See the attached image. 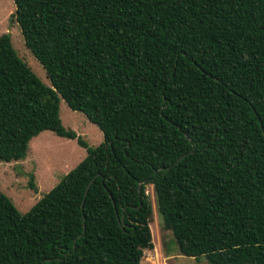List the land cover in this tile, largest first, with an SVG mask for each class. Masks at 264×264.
<instances>
[{
  "label": "trees",
  "instance_id": "16d2710c",
  "mask_svg": "<svg viewBox=\"0 0 264 264\" xmlns=\"http://www.w3.org/2000/svg\"><path fill=\"white\" fill-rule=\"evenodd\" d=\"M12 2L50 86L0 34V161L43 130L85 155L24 213L0 191V264H140L146 184L180 255L264 264V0Z\"/></svg>",
  "mask_w": 264,
  "mask_h": 264
},
{
  "label": "rangeland",
  "instance_id": "374dc122",
  "mask_svg": "<svg viewBox=\"0 0 264 264\" xmlns=\"http://www.w3.org/2000/svg\"><path fill=\"white\" fill-rule=\"evenodd\" d=\"M13 12L12 0H0V34L8 33L17 56L44 85L50 86L42 66L24 45L19 27L11 18ZM58 115L62 126L74 131L87 145L96 146L102 141L98 127L81 112L70 110L61 98L58 101ZM84 155V148L75 139L43 130L29 140L24 159L0 161V191L11 200L19 213H24ZM144 193L150 202L148 227L152 248L143 250L140 264H197L193 258L180 255L170 232L161 228L151 184L144 185Z\"/></svg>",
  "mask_w": 264,
  "mask_h": 264
},
{
  "label": "water",
  "instance_id": "95a60500",
  "mask_svg": "<svg viewBox=\"0 0 264 264\" xmlns=\"http://www.w3.org/2000/svg\"><path fill=\"white\" fill-rule=\"evenodd\" d=\"M181 157H182V155L179 156V157L175 160V162H177L179 159H181ZM90 182H91V180L88 182L87 186L85 187L84 195H85V193H86V191H87V188H88ZM139 189H140V186L138 185L137 190L139 191ZM197 264H208V263H207L206 260H201V261H199Z\"/></svg>",
  "mask_w": 264,
  "mask_h": 264
}]
</instances>
